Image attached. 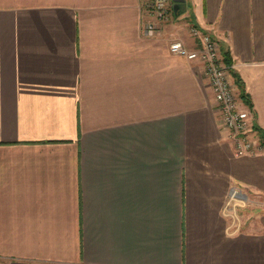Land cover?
Here are the masks:
<instances>
[{
  "label": "crops",
  "instance_id": "1",
  "mask_svg": "<svg viewBox=\"0 0 264 264\" xmlns=\"http://www.w3.org/2000/svg\"><path fill=\"white\" fill-rule=\"evenodd\" d=\"M168 7L0 0V264H264V0ZM192 27L228 52L256 152L170 50Z\"/></svg>",
  "mask_w": 264,
  "mask_h": 264
},
{
  "label": "built area",
  "instance_id": "2",
  "mask_svg": "<svg viewBox=\"0 0 264 264\" xmlns=\"http://www.w3.org/2000/svg\"><path fill=\"white\" fill-rule=\"evenodd\" d=\"M168 1L141 0L146 6L151 7L159 18L168 17ZM191 34L199 38L200 46L198 48L189 49L180 40H174L170 44V50L201 64L202 73L213 90L220 120L233 138L235 153L243 155L256 152L258 148L249 136L251 131L249 113L243 111L239 106L229 68L220 55L219 43L209 33L201 31L197 27L191 28ZM244 200L245 197L240 188L232 187L230 189L227 204L232 210L236 211Z\"/></svg>",
  "mask_w": 264,
  "mask_h": 264
},
{
  "label": "trees",
  "instance_id": "3",
  "mask_svg": "<svg viewBox=\"0 0 264 264\" xmlns=\"http://www.w3.org/2000/svg\"><path fill=\"white\" fill-rule=\"evenodd\" d=\"M172 4H173V2H172ZM180 11H181L180 10V7L178 9V12H176V13L173 11V8H171V12L173 13V15H178L180 13ZM222 60L229 67L231 61H230V57H229L227 51H224L223 52V54H222ZM232 74H233V76H234L235 81L237 82V84H239L238 78L234 75V73H232ZM241 97H245V95L244 94H241Z\"/></svg>",
  "mask_w": 264,
  "mask_h": 264
},
{
  "label": "water",
  "instance_id": "4",
  "mask_svg": "<svg viewBox=\"0 0 264 264\" xmlns=\"http://www.w3.org/2000/svg\"><path fill=\"white\" fill-rule=\"evenodd\" d=\"M182 1L183 0H172V2H173V11L175 13L178 12L180 2H182Z\"/></svg>",
  "mask_w": 264,
  "mask_h": 264
},
{
  "label": "rangeland",
  "instance_id": "5",
  "mask_svg": "<svg viewBox=\"0 0 264 264\" xmlns=\"http://www.w3.org/2000/svg\"><path fill=\"white\" fill-rule=\"evenodd\" d=\"M172 6H173V4H172ZM241 203H242V202H241ZM243 204H244V205H243ZM243 204H242L243 207H244V206H247V200H246V199L243 201ZM238 207H239V206H238Z\"/></svg>",
  "mask_w": 264,
  "mask_h": 264
}]
</instances>
